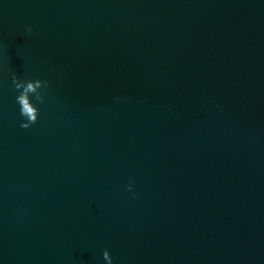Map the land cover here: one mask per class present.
I'll use <instances>...</instances> for the list:
<instances>
[{
	"label": "water",
	"instance_id": "1",
	"mask_svg": "<svg viewBox=\"0 0 264 264\" xmlns=\"http://www.w3.org/2000/svg\"><path fill=\"white\" fill-rule=\"evenodd\" d=\"M105 249L264 264V0H0V264Z\"/></svg>",
	"mask_w": 264,
	"mask_h": 264
},
{
	"label": "clouds",
	"instance_id": "2",
	"mask_svg": "<svg viewBox=\"0 0 264 264\" xmlns=\"http://www.w3.org/2000/svg\"><path fill=\"white\" fill-rule=\"evenodd\" d=\"M27 31L31 32V28L29 27L27 29ZM11 79H12V83L14 84L15 89L18 90V93H17V95L15 97V100H16V102L18 104H19V95H20V93H19L20 83L28 84L29 87H31V85L34 82H39L40 86L33 91V94L39 101H42L44 99V96L46 94V90H47V87H48V82L47 81L41 80V79H38V78H31V79H29V78H20V77H17V75L15 73L12 74ZM19 112H20V115L24 118L21 121V124H20V126L23 127V128H27V127H29V125L31 123L36 122L37 119H38V116H39V108H38V106L36 104H34L32 106V109L30 111L21 112L20 109H19ZM132 188H133V184L130 181L126 185V190L131 192ZM104 254H105V257L108 260V264H112V258H111L110 254H109V251L107 249L104 250Z\"/></svg>",
	"mask_w": 264,
	"mask_h": 264
}]
</instances>
